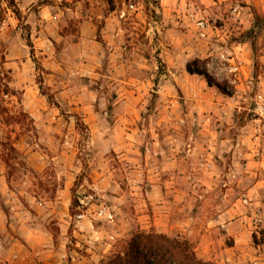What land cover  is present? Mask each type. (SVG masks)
<instances>
[{"label":"rangeland","instance_id":"374dc122","mask_svg":"<svg viewBox=\"0 0 264 264\" xmlns=\"http://www.w3.org/2000/svg\"><path fill=\"white\" fill-rule=\"evenodd\" d=\"M47 1L43 12L14 0L30 7L19 23L0 0L14 90L0 91L8 230L15 213L18 225L47 229L53 244L35 253L57 264H97L137 228L187 239L215 264H264V0L199 2L202 25L173 19L174 0ZM83 18L96 30L87 54L65 59L57 41L55 72L36 49V64L19 56L24 24L35 46L65 32L75 40ZM195 58L233 94L189 73Z\"/></svg>","mask_w":264,"mask_h":264},{"label":"trees","instance_id":"16d2710c","mask_svg":"<svg viewBox=\"0 0 264 264\" xmlns=\"http://www.w3.org/2000/svg\"><path fill=\"white\" fill-rule=\"evenodd\" d=\"M8 6L12 10L16 19L21 23L23 16L21 10L16 6L14 0H8ZM47 0H39L38 5L48 4ZM261 16L255 13V26L260 25ZM25 33L24 40L29 48V57L36 64L34 56V47L30 40V27L23 25ZM253 28L247 31L252 33ZM98 33V31H97ZM4 57H0V91L3 95H14V90L10 87V76L4 71ZM186 70L191 74H197L204 78L207 85L216 87L220 92L226 95H232L234 88L227 86V83L218 82L206 69L204 60L195 58L186 65ZM38 86L41 93L46 96L49 102H53L52 97L46 94L42 88V80H38ZM54 103V102H53ZM23 116L27 114L21 112ZM78 201L75 196L72 197L70 204V214L75 215ZM97 264H215L211 260L200 258L194 249L193 244L184 238L172 237L161 232L153 230L145 231L135 229L126 238L116 241L110 254L101 259Z\"/></svg>","mask_w":264,"mask_h":264},{"label":"crops","instance_id":"0c3cea01","mask_svg":"<svg viewBox=\"0 0 264 264\" xmlns=\"http://www.w3.org/2000/svg\"><path fill=\"white\" fill-rule=\"evenodd\" d=\"M38 1L39 0H31V5H33L34 3H38ZM174 1L177 2V6H174L172 8V11L176 12V14H173L172 16L173 19H180L183 20V22H187L188 20H197L198 24H204V22L202 21V19H204L202 13L206 12V10L204 9V6L199 3L204 2V0H194L193 4H190L189 0ZM189 5L191 6V8ZM18 6L19 9L26 10L25 13H28L30 11V7L24 5L23 2H20ZM194 6H196L195 14L191 12V10H193L192 7ZM39 7H41V11L45 12L47 11V7H49V3L42 4ZM186 11L190 14L187 15ZM29 14L31 15V13ZM180 20H177V22H179ZM79 25V34L77 35L75 40H68V37L72 35V33L68 32L58 35L60 40L54 38V41L50 40L49 38H47V41H44L42 37H37L38 42H35V46L33 47L39 54L42 55L43 65L46 69L55 72L60 68L61 65H63V63L59 61V55L55 53L54 43H57V41H64L61 50L65 59L75 60L78 56L77 50H79V48L82 49L81 55L87 54L88 42L92 41V38L95 37L96 30L91 20L88 19H81ZM27 52L29 57V50H23V53L19 56L26 57ZM85 56L87 57V55ZM9 59L11 58H9V52L7 51L5 53L6 65H10L12 63L8 62ZM27 61L28 59L25 58V63H27ZM82 62L83 64H85V61ZM9 68H11V66H9ZM11 218L14 219L12 220V223L15 222V224L14 226H11L12 224L10 223L8 224V226H10V229L14 232V234H12L11 231H9L7 228L8 216L3 212L0 214V220L4 222V224L0 225V231H3L5 233L0 234L1 260L8 262L12 261L14 262V264H57V261L53 258H50V260L44 258V256L52 257V255H55V253L49 252L44 256H37L35 253L36 250H40V248L42 247H49V242L53 244V235L47 229L40 231L39 227H35L28 222L18 225V221H16V213L15 216H11ZM0 223L2 222L0 221ZM47 251L49 250L47 249ZM81 261L79 260L78 262Z\"/></svg>","mask_w":264,"mask_h":264},{"label":"built area","instance_id":"2783aa9c","mask_svg":"<svg viewBox=\"0 0 264 264\" xmlns=\"http://www.w3.org/2000/svg\"><path fill=\"white\" fill-rule=\"evenodd\" d=\"M80 217V216H79Z\"/></svg>","mask_w":264,"mask_h":264}]
</instances>
